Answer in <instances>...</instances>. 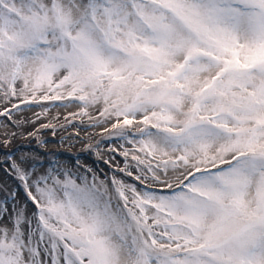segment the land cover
<instances>
[{
  "label": "snow or ice",
  "instance_id": "obj_1",
  "mask_svg": "<svg viewBox=\"0 0 264 264\" xmlns=\"http://www.w3.org/2000/svg\"><path fill=\"white\" fill-rule=\"evenodd\" d=\"M45 103L108 171L12 146ZM0 118V264H264V0H0Z\"/></svg>",
  "mask_w": 264,
  "mask_h": 264
},
{
  "label": "rangeland",
  "instance_id": "obj_2",
  "mask_svg": "<svg viewBox=\"0 0 264 264\" xmlns=\"http://www.w3.org/2000/svg\"><path fill=\"white\" fill-rule=\"evenodd\" d=\"M45 107L48 111L44 115H39L42 112L40 107H31L23 111L19 116L20 119L29 123L25 124L21 129L23 132L31 131L33 129H39L36 137H27L26 135H18L13 141V145H23V151L40 149L42 153L52 152L60 154L62 160L69 162L74 161V157L79 155L80 161L83 164H87L93 167H99L103 171H108V167L100 163L95 154H89L87 144H96L100 142L102 149V156L105 159L108 158V152L104 151L109 148V144L104 142L106 134L101 132L100 127H82L79 119L73 120L68 114L70 112H77L78 105L61 106L59 104L49 105L45 103ZM39 115V119L37 116ZM2 119V118H0ZM87 123V121H85ZM42 125H52L54 127L43 128ZM108 127V125H104ZM8 131H17L14 128L9 127ZM5 129L0 127V140L5 139L3 133ZM44 140L47 143L43 146L40 145V141ZM3 153L0 152V159H2ZM114 159L122 164V159L119 155H115ZM3 173L0 171V179H2Z\"/></svg>",
  "mask_w": 264,
  "mask_h": 264
}]
</instances>
